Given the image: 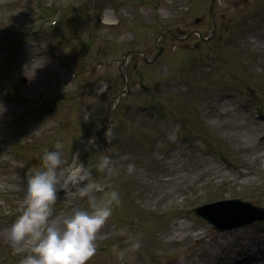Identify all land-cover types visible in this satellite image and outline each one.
<instances>
[{
  "label": "rangeland",
  "instance_id": "rangeland-1",
  "mask_svg": "<svg viewBox=\"0 0 264 264\" xmlns=\"http://www.w3.org/2000/svg\"><path fill=\"white\" fill-rule=\"evenodd\" d=\"M46 1L50 0H0V105L6 109L0 116V137H7L12 147L6 146L7 141L4 146L0 143V264L6 256H14L15 249L23 247L22 252L29 253L32 247L30 240L10 247L7 229L23 211L27 167L30 165L29 171L39 169L46 151L60 150L64 169L85 162L92 177L83 188L103 186L104 191L96 192L98 201L106 200L113 190L119 193L120 204L114 206L113 215L97 233V252L87 264H121L116 251L125 253L124 264L183 263L181 257L172 263L167 255L180 256L194 242L182 246L169 243V237L177 232L178 219L168 209L185 204L184 196L194 198L200 191L205 195V183L210 179L233 178L226 183V190L264 206V184L250 176H237L250 166L262 170L258 165L264 166V122L254 119L249 109L240 108L235 103L239 94L227 86H243L251 96L247 102L258 101L264 112V0H218V27L213 40H203L198 34L185 40L178 38L196 29L204 36L209 34L208 5L212 0H148L135 10L136 21L127 0H97L103 10L93 17L86 14L89 5H81L83 0H53L52 14L66 5L81 8L67 11L58 30L25 35L27 27H48L52 14L45 16L44 10L43 18L40 16L41 4ZM108 13L113 20L123 18V24H105ZM196 16H202L203 21L196 22ZM239 22L241 25L235 28ZM64 30L65 35L60 34ZM135 33H139L137 42L120 43ZM158 43L164 50L152 66L141 54H132L126 65L132 91L115 98L125 89L118 73L122 52L136 48L152 60ZM193 45L197 53L192 51L191 56L188 49ZM209 45L216 51L211 65L186 72L189 62L211 53ZM9 49L11 64L7 69L3 51ZM182 54L184 74L179 72ZM67 62L78 69V77L66 71ZM180 74L186 79L176 81ZM79 79L82 85L78 88ZM218 84L225 90L218 91ZM101 89L107 91L101 94ZM145 89L157 91L163 105L153 103ZM40 94L46 100L58 96L51 101L53 111L31 110ZM162 106L167 117L161 121L157 114ZM83 111L89 113L87 121L81 116ZM106 114L107 121L113 122L114 139L98 149L92 137L85 134L89 127L99 126ZM200 118L205 121L203 127ZM183 134L192 136L197 144L192 156L179 139ZM204 146L219 149L235 165L219 168L220 153L210 154ZM18 148L22 154L16 151ZM105 158L119 169L117 175L109 177L100 170ZM129 164L135 166L131 174L127 172ZM108 184L112 186L109 189L105 187ZM83 188L58 194L51 219L61 220L75 207L87 209ZM143 206L153 207L161 215H148ZM252 240L254 236L245 242ZM133 241L140 243L136 251L130 247Z\"/></svg>",
  "mask_w": 264,
  "mask_h": 264
},
{
  "label": "clouds",
  "instance_id": "clouds-1",
  "mask_svg": "<svg viewBox=\"0 0 264 264\" xmlns=\"http://www.w3.org/2000/svg\"><path fill=\"white\" fill-rule=\"evenodd\" d=\"M5 110L0 105V116ZM81 116L85 121L90 118L87 111H83ZM105 137L109 142L114 139L112 128L106 130ZM64 163L60 150L46 151L40 158L41 167L28 172L24 178L23 211L7 229L10 247L15 248L25 240L32 243L29 253L20 264H87L97 252V233L113 215L114 206L120 204L119 193L115 190L110 192L106 200L98 201L96 192L103 191V186L92 184L89 188H83L92 177L91 170L84 163L69 169L62 167ZM99 168L109 177L119 172L110 158H105ZM134 171L135 166L129 164L127 172L131 174ZM70 186L83 188L81 195L87 197L88 208L75 207L63 219L54 221L51 217L53 205L58 199L57 193L66 191ZM130 247L136 251L140 243L133 241ZM116 255L124 264L125 253L116 251Z\"/></svg>",
  "mask_w": 264,
  "mask_h": 264
},
{
  "label": "bare ground",
  "instance_id": "bare-ground-1",
  "mask_svg": "<svg viewBox=\"0 0 264 264\" xmlns=\"http://www.w3.org/2000/svg\"><path fill=\"white\" fill-rule=\"evenodd\" d=\"M108 19L110 18H106V20ZM215 181L216 179L213 182ZM64 193L68 192L62 191L60 195ZM226 193L228 192H222V196H225ZM215 194L221 196L218 192ZM197 197L201 198L199 195ZM256 226L253 224L248 228L237 227L226 232L215 233L206 224L193 222L186 225L181 223L178 226L179 233L176 236L172 235L169 243L176 245L185 240L194 243L189 244L180 256L170 257L168 254L167 257L172 263H177L181 257L184 260L181 264H264V253H259L260 249L264 248V227L254 230ZM256 235L258 236L256 237ZM253 236L255 240L245 242V239ZM208 245H212L215 249H210Z\"/></svg>",
  "mask_w": 264,
  "mask_h": 264
},
{
  "label": "water",
  "instance_id": "water-1",
  "mask_svg": "<svg viewBox=\"0 0 264 264\" xmlns=\"http://www.w3.org/2000/svg\"><path fill=\"white\" fill-rule=\"evenodd\" d=\"M210 216L212 217V220L215 221V223L220 227V228H226V227H232V226H237L240 223H246L248 222V220L253 219L252 216H247L242 218L240 221H238L236 224H227L226 227H223L221 225L218 224V218L216 216H214L213 214H210Z\"/></svg>",
  "mask_w": 264,
  "mask_h": 264
}]
</instances>
